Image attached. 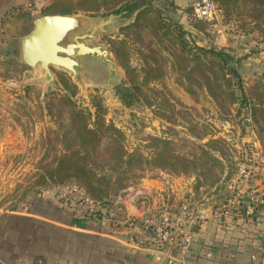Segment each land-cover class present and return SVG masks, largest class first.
I'll use <instances>...</instances> for the list:
<instances>
[{
  "label": "rangeland",
  "instance_id": "374dc122",
  "mask_svg": "<svg viewBox=\"0 0 264 264\" xmlns=\"http://www.w3.org/2000/svg\"><path fill=\"white\" fill-rule=\"evenodd\" d=\"M198 1L32 0L34 19L55 7L101 28L115 64L82 59L77 78L53 70L48 85L21 62L20 5L0 18L1 215L58 210L72 185L108 213H223L254 161L246 191L264 194V0H210L213 23L195 18Z\"/></svg>",
  "mask_w": 264,
  "mask_h": 264
},
{
  "label": "crops",
  "instance_id": "0c3cea01",
  "mask_svg": "<svg viewBox=\"0 0 264 264\" xmlns=\"http://www.w3.org/2000/svg\"><path fill=\"white\" fill-rule=\"evenodd\" d=\"M31 2L0 0V18L9 9L15 11L14 5H20V13L30 12ZM31 18L27 21L33 28L36 19ZM58 208L44 214H0V264H167L156 263L141 248L139 221L144 213L134 212L127 201L120 211H109V224L83 220L66 206ZM204 215L190 256L182 260L174 255L175 264H264V209L247 220Z\"/></svg>",
  "mask_w": 264,
  "mask_h": 264
},
{
  "label": "built area",
  "instance_id": "2783aa9c",
  "mask_svg": "<svg viewBox=\"0 0 264 264\" xmlns=\"http://www.w3.org/2000/svg\"><path fill=\"white\" fill-rule=\"evenodd\" d=\"M194 16L205 23L217 21L215 4L210 0H200L193 6ZM242 163L239 165V175L230 198L226 205L219 210L223 213H213L218 218L240 216L242 219H253L260 210L264 209V194L249 187L259 167ZM240 182V184L238 183ZM60 201L73 212L78 213L83 220L98 223L103 220L109 224L107 210L78 185L65 188ZM206 221L203 212H200L189 203H182L174 211L168 209L155 211L139 221V233L142 235L140 246L150 252L156 263L166 261L175 264L174 255L185 260L190 256L195 238ZM136 221H134L135 223ZM182 264V262H181Z\"/></svg>",
  "mask_w": 264,
  "mask_h": 264
},
{
  "label": "water",
  "instance_id": "95a60500",
  "mask_svg": "<svg viewBox=\"0 0 264 264\" xmlns=\"http://www.w3.org/2000/svg\"><path fill=\"white\" fill-rule=\"evenodd\" d=\"M87 26L84 18L69 14L37 18L30 33L20 40L22 64L42 72L46 85L55 83L53 70H62L77 78L82 59L115 66L108 51L96 43V31L101 28L95 27L87 33Z\"/></svg>",
  "mask_w": 264,
  "mask_h": 264
},
{
  "label": "trees",
  "instance_id": "16d2710c",
  "mask_svg": "<svg viewBox=\"0 0 264 264\" xmlns=\"http://www.w3.org/2000/svg\"><path fill=\"white\" fill-rule=\"evenodd\" d=\"M109 2L108 3H105V5L107 6V8H109L110 7V5L112 6V8L110 9V10H113L114 8H116V7H120V6H122V5H125V4H127L128 2H131V1H133V0H108ZM218 1H221L223 4H227V6L229 5V1H231V0H218ZM236 3H238V0H236ZM235 3V4H236ZM56 8L55 7H52V8H48V9H46L44 12H43V15H67V13H60V12H58V11H56L55 10ZM119 12H120V10H119ZM22 15H23V17H27V19L29 20V22H32V18H31V14L32 13H30V12H27V13H21ZM138 21H139V16H138V18H137V20H136V22H135V24L137 23L138 24ZM209 54H212V55H214V56H217V57H224V56H222L220 53H216V52H213V51H209ZM87 192V191H86ZM87 194L92 198V199H94L96 202H98L99 203V201L98 200H96L91 194H89L88 192H87ZM101 204V203H100Z\"/></svg>",
  "mask_w": 264,
  "mask_h": 264
}]
</instances>
